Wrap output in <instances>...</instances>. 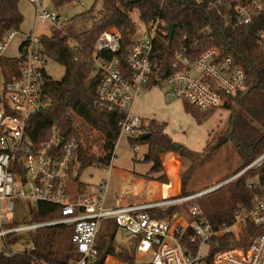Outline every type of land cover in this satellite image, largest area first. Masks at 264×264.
<instances>
[{"label": "built area", "instance_id": "1", "mask_svg": "<svg viewBox=\"0 0 264 264\" xmlns=\"http://www.w3.org/2000/svg\"><path fill=\"white\" fill-rule=\"evenodd\" d=\"M28 1L36 8L35 28L20 49L19 73L0 84V253H27L30 264H48L33 253V244L19 248V237L43 227L65 225L72 227V243L80 255L72 264H90L97 255L95 241L104 221L115 219L118 230L136 237L137 264H264V231L243 242L249 225L264 228V152L232 175L189 194L107 204V184L95 187L92 193H80V185L71 192L70 184L80 178L83 169L77 155L79 142L54 130L48 140L37 144L29 134L31 118L49 104L46 65L52 61L43 50L36 25L61 28L66 21L57 9L43 8L41 0ZM197 1H205L207 13L226 29L255 25L256 42L264 51V0ZM145 26V38H133L131 43H125L121 32L111 27L94 44L91 58L99 75L98 105L117 113L119 119L113 137L84 119L74 121L92 158L102 151L106 159H112L117 140L149 133L151 120L135 114L134 104L151 90L182 98L202 111L232 104V99L247 90V72L233 55H224L220 47L213 46L193 58L174 50L171 58L165 55L161 59L155 45L168 34L161 12L151 16ZM16 34L8 32L0 40V51ZM133 150L140 148L135 145ZM241 177L252 191L250 205L237 208L232 222L215 226L198 200ZM42 203L54 205L60 215L15 223L18 205L26 206L27 211L20 212L25 215L28 210L38 211ZM172 206L179 210L169 218L152 215Z\"/></svg>", "mask_w": 264, "mask_h": 264}, {"label": "trees", "instance_id": "2", "mask_svg": "<svg viewBox=\"0 0 264 264\" xmlns=\"http://www.w3.org/2000/svg\"><path fill=\"white\" fill-rule=\"evenodd\" d=\"M74 1L76 0H51V3L58 10ZM20 2L21 0H0V40L4 39L8 32L20 31L24 22ZM95 4L88 12L74 17L79 20V24L76 25L69 19L63 27H52L50 33L40 35L45 54L64 67V74L60 79L48 76L45 91L49 104L47 108L33 115L29 122V134L34 142L40 144L48 140L53 131L57 130L65 139H75L79 142L77 155L83 163V168L94 163L108 166L109 162H96L86 153L72 115L81 117L112 137L115 136L119 116L98 105L96 89L99 75L95 71L91 52L99 35L111 27L121 32L125 43H131L136 33V24L131 13L139 11L144 23L151 16L161 12L164 29L168 31L155 45L161 59L165 55L171 58L174 50L182 51L193 58L213 46L220 47L224 55H233L245 68L248 81L247 90L232 99L236 108L231 103L224 105L225 109H232L231 131L211 139L202 152L191 150L183 144L176 149L173 139L166 131V125L155 119H151L149 138L142 139V135L128 137L133 146L147 145L143 161L152 164L145 173L134 172L136 178L169 185V176L164 169L161 154L175 152L182 158L192 159L191 167L183 175L181 189V194H189L187 184L191 173L228 141L234 142L244 158L240 168L264 152V51L256 42L255 25L226 29L207 13L205 1L102 0L98 9H95ZM86 18L90 19L91 24L85 28ZM172 23L175 29L170 41L169 27ZM207 28L210 29L209 32L204 33ZM15 59L16 72L13 76L19 73L21 61L20 57ZM98 157L106 159V152L100 151ZM261 180L264 187V165L261 168ZM251 197L252 191L246 185L245 177H241L215 192L202 196L198 204L205 216L217 226L232 222L233 212L242 205L249 206ZM178 210V206H172L153 211L152 215L169 218ZM28 211L25 215L19 213L15 223L51 220L60 215L57 207L47 203H42L38 211ZM117 231L115 219L104 221L95 241L97 255L90 264H107L108 256L118 257L128 264H137L136 239L132 246H120L115 242ZM263 231L264 228L249 225L243 233V242L247 243L255 234ZM72 233V227L65 225L38 229L32 243L33 253L48 264H72L80 257L73 246ZM221 244L224 245L222 241ZM112 262L115 261L109 258L108 263ZM0 264H30V257L27 253L12 256L0 253Z\"/></svg>", "mask_w": 264, "mask_h": 264}, {"label": "rangeland", "instance_id": "3", "mask_svg": "<svg viewBox=\"0 0 264 264\" xmlns=\"http://www.w3.org/2000/svg\"><path fill=\"white\" fill-rule=\"evenodd\" d=\"M101 2L102 0L97 2L96 0H76L58 9V11L63 20L68 21L71 19L77 25L79 20L74 18L76 15L88 12L95 3V9L100 8ZM41 5L45 9L53 8L51 0H41ZM20 9L24 14V22L21 25V29L9 45L3 51H0V84L13 77L16 72L15 58L19 56L20 42L24 34L30 33L35 28V6L28 0H21ZM131 17L136 24L134 38H145L146 26L140 18L139 11L132 12ZM86 19L85 28L91 24L90 19ZM36 30L38 34L42 35L50 33L52 29L48 24H37ZM46 70L54 79H60L64 74V67L55 61H49L46 65ZM233 104L235 105V102ZM134 113L145 120L155 119L159 123H164L166 131L174 142L183 144L197 152H202L211 139L219 138L231 131L232 109H225L222 106L221 108L213 109V111H202L182 98L167 96L156 89L147 92L135 102ZM72 117L75 122H82L81 117L74 114ZM77 123L75 124L78 127ZM254 123L258 125L256 122ZM138 146L140 150L135 152L131 140L127 137H122L117 140L112 159H99L98 155H95L93 157L94 161L99 162V160H102L105 162L106 160L109 162L108 166L94 163L83 168L80 178L70 184L71 192L74 193L76 191L77 185L81 186L80 193L87 194L95 192V187L107 184L109 188L107 204H113L116 201L121 203H139L162 196L168 198L170 194L174 195L181 192L183 175L191 167L192 159L182 158L175 152L162 153L161 160L169 176L170 183L169 185H163L155 181L154 183L157 187L154 185L149 187L150 183L143 181L141 178H136L134 174V172L145 173L152 166L151 163L143 161V157L147 152V145L138 144ZM93 150L92 148V152ZM243 161L244 158L235 147L234 142L228 141L215 151L209 159L195 168L187 184L188 191L191 193L207 188L232 175L235 170L243 165ZM170 163L176 165L177 183L174 185L172 182L173 178L168 170V164ZM143 182L145 186H143ZM25 205H27V202H25ZM17 210L18 213L27 211L24 205H18ZM36 235L37 231L24 233L23 236L19 237L20 244L18 247L22 248L31 245ZM135 239L134 235L125 234L121 230H118L115 235V242L120 246H132Z\"/></svg>", "mask_w": 264, "mask_h": 264}, {"label": "crops", "instance_id": "4", "mask_svg": "<svg viewBox=\"0 0 264 264\" xmlns=\"http://www.w3.org/2000/svg\"><path fill=\"white\" fill-rule=\"evenodd\" d=\"M54 8V7H53ZM56 9V8H55ZM21 10V9H20ZM22 12V11H21ZM24 15V14H23ZM28 33H26V34H24V37L22 38V40H21V44H20V46H19V54H20V49H21V47H22V45H23V42H24V40H25V37H26V35H27ZM19 57V56H18ZM5 83V82H4ZM3 84V83H2ZM142 179V178H141ZM143 181H145L144 179H143ZM146 182V181H145ZM148 183H150V185H149V187H151L152 185H154V186H156L157 187V185L154 183L155 181H147ZM143 184V186H145L144 185V182L142 183ZM155 187V188H156ZM158 189H160V188H158ZM173 194V193H172ZM171 195V194H170ZM163 197V196H162ZM159 198H161V197H159ZM156 199V198H155ZM120 202V201H119ZM121 203V202H120ZM109 258H112L115 262H112V263H108V259ZM116 262H118V263H120V264H128V263H126L125 261H123V260H121V259H119V258H115V257H113V256H108L107 257V259H106V263L107 264H116Z\"/></svg>", "mask_w": 264, "mask_h": 264}, {"label": "water", "instance_id": "5", "mask_svg": "<svg viewBox=\"0 0 264 264\" xmlns=\"http://www.w3.org/2000/svg\"><path fill=\"white\" fill-rule=\"evenodd\" d=\"M174 29H175V25H174L173 23L170 24V27H169V30H170V41H171V39H172V37H173ZM150 135H151L150 133H143V134H142V139H147V138L150 137ZM62 142H63V140H61L60 143H62ZM181 145H182V144H180V143L173 142V146H174L176 149L180 148Z\"/></svg>", "mask_w": 264, "mask_h": 264}, {"label": "bare ground", "instance_id": "6", "mask_svg": "<svg viewBox=\"0 0 264 264\" xmlns=\"http://www.w3.org/2000/svg\"><path fill=\"white\" fill-rule=\"evenodd\" d=\"M168 170L173 178L172 182L173 185L177 183V176H176V165L173 163L168 164Z\"/></svg>", "mask_w": 264, "mask_h": 264}]
</instances>
